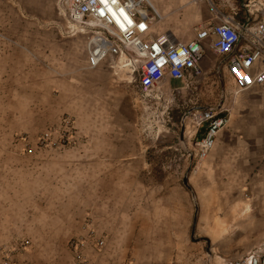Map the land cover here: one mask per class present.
Returning <instances> with one entry per match:
<instances>
[{"label":"crops","instance_id":"1","mask_svg":"<svg viewBox=\"0 0 264 264\" xmlns=\"http://www.w3.org/2000/svg\"><path fill=\"white\" fill-rule=\"evenodd\" d=\"M149 1L160 15L154 22L153 38L170 34L177 41L188 42L197 27L218 23V16L234 17L238 22L247 17L248 0ZM60 43L68 57V40ZM207 57L211 63L202 68ZM201 62L203 72H213L214 83L222 86L223 103L220 109L214 108L225 116L230 111L228 125L219 132L208 157L198 158L195 142L204 137L205 130L196 127L189 115L179 122V142L187 156L170 165L174 167L170 173L160 168L168 160H160L154 169L132 125L135 113L130 97L126 91L112 88L116 86L108 80L101 87L115 97L109 117L124 121L116 128L98 130L109 136L108 142L94 144V157L88 162L91 169L83 165L80 173L91 187H77L69 194L74 200L70 205L61 197L54 203L57 212L47 214V220L56 218L60 223L58 229L46 230L50 231L49 246H65L86 218L91 219L99 237L106 239L102 253L86 251L90 264H223L264 241L261 216L254 204L264 196V177L254 173L257 161L253 159L264 150V96L257 88L237 92L227 68L219 75L221 58L215 54L207 51ZM99 69L112 73L107 67ZM179 84L184 86L180 81L168 82L170 87ZM0 207H4L3 193ZM68 258L66 254L60 263Z\"/></svg>","mask_w":264,"mask_h":264},{"label":"rangeland","instance_id":"2","mask_svg":"<svg viewBox=\"0 0 264 264\" xmlns=\"http://www.w3.org/2000/svg\"><path fill=\"white\" fill-rule=\"evenodd\" d=\"M61 40L69 42L68 57ZM84 46L83 36L67 33L60 0H0V264H90L88 249L105 250L106 239L99 237L90 218L62 247L48 245L46 230L60 226L56 218L47 220L48 213L57 212L54 203L63 197L70 205L72 191L91 187L80 173L83 165L91 169L94 144L108 142L109 136L98 130L124 121L109 117L115 97L101 87L108 80L116 86L112 88L127 92L139 142L154 169L160 160H168L160 166L166 173L188 153L180 146L179 122L196 107L220 109L223 103L222 86L206 71L191 90L180 84L169 90L167 82L160 101L143 98L130 75L89 69ZM256 153L254 173L264 177V150ZM254 204L263 233L264 196ZM66 254L69 258L60 263Z\"/></svg>","mask_w":264,"mask_h":264},{"label":"built area","instance_id":"3","mask_svg":"<svg viewBox=\"0 0 264 264\" xmlns=\"http://www.w3.org/2000/svg\"><path fill=\"white\" fill-rule=\"evenodd\" d=\"M60 2L67 33L84 37L87 67H107L116 75H130L143 98L160 101L170 80L182 82L187 90L196 87L204 76L199 64L207 51L221 58L218 73L222 75L227 68L237 92L257 88L264 96V0H248L243 22L218 16V23L197 27L188 42L177 41L170 34L152 37L160 15L149 0ZM189 115L196 127L205 130L204 137L195 142L198 158L205 159L228 124V117L212 106ZM223 264H264V241L246 255Z\"/></svg>","mask_w":264,"mask_h":264}]
</instances>
